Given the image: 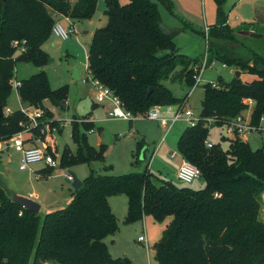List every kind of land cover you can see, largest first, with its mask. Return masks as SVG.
Returning <instances> with one entry per match:
<instances>
[{"label":"trees","instance_id":"16d2710c","mask_svg":"<svg viewBox=\"0 0 264 264\" xmlns=\"http://www.w3.org/2000/svg\"><path fill=\"white\" fill-rule=\"evenodd\" d=\"M96 1L0 0V107L8 106L13 93L17 62L38 67L49 63L42 45L57 21L51 9L71 20H84L92 16ZM104 1L107 22L95 29L87 50L92 78L108 87L133 115H143L153 105H186L188 95L174 96L162 80L179 66L181 80L193 88L194 66L200 69L205 52L201 59H189L179 52L173 40L175 32L164 30L159 5L173 13V1ZM225 2L214 0L215 21L208 27L205 68L217 60L254 79L233 77L225 82L219 78L217 86L204 84L202 119L195 126H185L177 139L178 153L199 169L204 187H178L157 179L147 167L119 175L90 170L66 207L41 217L16 202L0 181V264H131L126 256L112 257L104 242L118 228L108 197L120 194L127 199L125 223L146 215L157 222L171 217L154 243V264H264V221L260 217L263 149H252L237 134L221 136L228 141L226 148L220 142L205 145L210 126L226 125L244 114L249 109L248 99L253 102V124H258L264 113V46L257 50L238 40L235 28L228 24ZM255 30L264 41V25ZM16 40L26 41L25 52L17 54ZM21 81V101L43 109L45 117H54L47 102L63 106L67 101V85L53 88L44 70ZM207 117L215 122L207 124ZM87 118L71 122L77 148L64 149L61 168L103 160V146H91L80 131V123L88 130L93 128ZM27 121L19 109L4 113L0 116V141L11 138ZM41 171L48 176L54 167Z\"/></svg>","mask_w":264,"mask_h":264},{"label":"rangeland","instance_id":"374dc122","mask_svg":"<svg viewBox=\"0 0 264 264\" xmlns=\"http://www.w3.org/2000/svg\"><path fill=\"white\" fill-rule=\"evenodd\" d=\"M127 1L120 0V3L124 4ZM171 1L174 4L173 13H169L163 5H159L162 22L185 29L184 33H175L173 40L179 52L189 56V59L195 56L203 43L202 52L199 50L201 54L197 55L201 59L205 50V38L202 32L205 25H210L215 21L214 0ZM104 10L105 1L97 0L90 18L84 20L72 19L71 21L62 20V26L69 32L70 36L67 39H62L52 33L51 37L42 45L43 50L50 57V61L46 66L38 67L24 61H19L16 64V80L28 78L32 74L44 70L53 88H59L63 85L68 87V107L58 106L53 114L58 119V128H53L51 134L58 155H62L66 147L76 151L77 145L71 136V122L75 119V115L79 118H84L87 115L89 120L93 121L91 130H88L84 123H80V131L84 133L87 142L91 146L97 149L103 146L104 149L103 160H94L89 164L80 163L65 169L59 166L60 158H58V165L54 167V171L48 176H43L29 170H21L20 154L10 144L6 147V152L1 153L4 171H0V181L9 190L12 198L15 196L26 197L39 203L41 205L39 211L41 217L47 212L66 207L71 201L74 189L66 180L69 174L68 170L74 171L79 178L83 177L84 179L90 170L96 174L119 175L141 172L147 167L157 179L170 181L178 187H188L195 190L204 187L201 178L184 182L176 176L181 163L176 142L185 128L184 123L176 122L167 131L156 120L137 118L133 120L132 128L129 129L128 121L106 120L108 109L106 110L102 105H94L96 104V88L90 83L89 79L88 82H84L86 77L91 78L90 73L86 70V55L95 29L104 26L107 22ZM225 10L228 13L229 25L236 27L235 34L238 40L254 49L261 50L264 46L263 39L244 34V28L247 25L238 26L239 20L249 14H252L255 18L263 17L264 0H245L242 1V6L237 5V0H226ZM51 13L58 21L60 14L52 9ZM236 17L238 20H236ZM20 53H22L20 49H17V54ZM180 68L178 66L171 76L162 80V83L176 97L183 98L188 95L186 106L196 114H199L201 108L203 85L208 82L217 83L219 78L225 82L229 81L235 74L233 73L235 67L226 66L223 68L221 62L214 60L212 65L209 64L208 67L202 70L199 83L191 88L178 75ZM76 70L79 73L77 78ZM242 75L243 78L251 76L248 73H242ZM105 102L109 101L105 100ZM8 106L11 109L20 107L15 91L9 98ZM221 136L233 137L227 132L225 125L210 126L208 141L212 143L220 142L222 148H226L228 141L221 140ZM246 138L252 149L262 148L264 152V133L249 132L246 134ZM137 142H141L140 148L136 147ZM171 152H175L176 155L171 157ZM42 167L41 163L33 164L36 171ZM113 208L116 214L120 212L119 205H114ZM119 218H117L118 228L116 232L104 239V242L108 244L110 255L112 257L126 256L131 264H154V243L161 237L165 224L170 221L171 217L157 222L151 216L146 215L142 220L131 223H125L121 220V217ZM140 235L146 238V243L137 241V237Z\"/></svg>","mask_w":264,"mask_h":264},{"label":"built area","instance_id":"2783aa9c","mask_svg":"<svg viewBox=\"0 0 264 264\" xmlns=\"http://www.w3.org/2000/svg\"><path fill=\"white\" fill-rule=\"evenodd\" d=\"M209 28L205 26L204 28V38H205V55L202 61L200 69H196L197 66H194V75L193 78L195 80L196 86L200 81V75L202 70L205 68L206 64V53H207V36H208ZM52 33L61 37L62 39L69 38V32L62 26L60 21H56L53 26ZM13 45L20 49L23 53L26 51V41H14ZM87 58V55H86ZM212 64V63H211ZM210 64V65H211ZM223 66H226L223 64ZM86 70L87 63H86ZM89 73V71H88ZM91 76V75H90ZM96 88L95 100L98 103H103L105 100H108L112 103V109L109 112L110 117L131 120L136 118H147L151 120L158 121L165 129L168 131L176 122H182L185 126H195L198 121L202 118L199 114H196L191 108L186 105H153L149 108V110L143 115H133L128 110L124 109L120 99L115 96L111 90L100 83L98 80L86 77L84 82H88ZM212 86H217L216 83H212ZM22 87V81L14 79L13 81V91L17 93L20 107L19 110L24 113L28 117V121L22 124V129H20L17 133H15L11 138L7 140L0 141V152L6 150V147L10 144V146L14 147L16 151L21 153L20 156V169L21 170H29L34 173L41 174L39 171H36L33 168V164L41 163L44 168L47 167H56L58 165V158L61 155H58L56 150L55 142L52 139L51 130L53 128H58L55 124L56 119L54 117H45V111L41 108H35L32 105L25 104L21 101L19 90ZM249 109L247 110V114H240L231 119L225 126L227 132L231 135H239L241 138L246 137V134L249 132H262L264 133V113L261 115L258 124H253L250 120V108L253 105V102L248 99ZM51 110V109H50ZM53 111V110H52ZM13 112V110L6 106L4 108V113L9 114ZM204 121L212 125L215 122V119L212 117L204 118ZM54 130V129H53ZM205 145L207 147L212 146V142L206 140ZM176 155L175 152H171L170 156L174 157ZM176 176L179 180L184 182H191L196 178H200L199 169L186 161L181 157V163L176 172ZM139 242L146 243V239L144 236H139L137 239ZM147 246V245H146Z\"/></svg>","mask_w":264,"mask_h":264},{"label":"crops","instance_id":"0c3cea01","mask_svg":"<svg viewBox=\"0 0 264 264\" xmlns=\"http://www.w3.org/2000/svg\"><path fill=\"white\" fill-rule=\"evenodd\" d=\"M242 1H245V0H237V5H241L242 6ZM251 13H252V11H251ZM62 20H66V21H71V19L70 18H68V17H65V16H60V18H59V20L58 21H62ZM236 20H238L237 19V17H236ZM228 21V20H227ZM240 23H239V26L238 27H242V25L244 24V25H247V26H245V27H248V32H254V33H258V32H256V30L255 29H257V28H259V27H261L262 25H264V16L263 17H261V18H255L254 16H252V14H249L248 16H246L245 18H241L240 20ZM72 24H74V23H72ZM162 24H163V28H164V30L166 31V32H175V33H177V32H185V29H182V27H175V25L173 24V26L172 25H169V24H166L165 22L163 23L162 22ZM228 24H229V22H228ZM211 25V24H210ZM205 26H207V27H209V25H205ZM232 27V26H231ZM234 28V27H233ZM236 28V27H235ZM244 28V27H243ZM193 30V29H192ZM261 38V37H260ZM203 43H202V46L199 48V50L202 52V49H203ZM199 50H198V52H196V54H195V56H192V58H196V59H198L199 58V56H197L198 54L200 55L201 54V52L199 53ZM189 57V56H188ZM212 65V64H211ZM222 67L223 68H225L226 66H223V64H222ZM235 69H234V72L233 73H235ZM235 75V74H234ZM201 76V75H200ZM77 77H79V73H78V76ZM76 77V78H77ZM240 78L242 79V80H246V81H250V80H252V79H254V76H249V78H243V75H242V72L240 71ZM200 80H201V77H200ZM105 102V101H104ZM98 103L96 100H95V103L96 104H94V105H102L103 107H105V109L107 110L108 109V111H107V119L106 120H120V121H128L129 122V129H131L132 128V122H133V120L134 119H131V120H124V119H118V118H112V117H110V115H109V112L111 111V109H112V103L111 102H105V103ZM20 103V102H19ZM47 106L51 109H53V111H52V109H51V111L53 112V114L56 112V110H55V108H57L58 106H54V105H52L50 102H47ZM59 106H61V105H59ZM63 108H67L68 107V105H67V101H66V103L62 106ZM17 109H19V108H17ZM12 110H16V109H12ZM244 114H247V112H245ZM55 116V115H54ZM75 119H78V120H81V119H83V118H79V117H77L76 115H75V117H74ZM54 119H56V117H54ZM137 119V118H136ZM139 119V118H138ZM56 120H58V119H56ZM87 121H89V122H91L92 120L90 119L89 120V117L87 118ZM92 123H93V121H92ZM241 139H244V140H247V138L246 137H243V138H241ZM4 152H6V150H4L3 152H0V157L2 156L1 155V153H4ZM16 152H18V151H16ZM19 154H20V156H21V153L20 152H18ZM181 157V156H180ZM181 161V160H180ZM44 169V167H42L41 169H39L38 171L41 173L42 171L41 170H43ZM38 174V173H37ZM80 178H82V180H83V177H80ZM262 201H263V204H262V210H261V212H260V217H261V219L264 221V213L262 214V211L264 212V192L262 193ZM108 203H109V205H110V207H111V209H112V211L115 213V211H114V205L115 206H117V205H119V209H120V212H118L117 214H116V216H117V218L118 219H120L119 217H121V220H123V217H124V215H125V213H126V208H127V199H126V197L124 196V195H118V196H115V195H112V196H109L108 197ZM121 215V216H120ZM143 219V218H142ZM140 236H143V235H140ZM139 237V236H138ZM138 237H137V239H138ZM146 239V238H145ZM138 241V240H137ZM107 244V243H106ZM107 246H108V244H107ZM108 250H109V247H108ZM109 252H110V250H109ZM112 256V255H111ZM46 264H49V263H46Z\"/></svg>","mask_w":264,"mask_h":264},{"label":"water","instance_id":"95a60500","mask_svg":"<svg viewBox=\"0 0 264 264\" xmlns=\"http://www.w3.org/2000/svg\"><path fill=\"white\" fill-rule=\"evenodd\" d=\"M3 1L5 2L6 0H3ZM243 33L246 35H250L251 37H255V38L262 37V34L260 33H254V32H248V31H244ZM239 74H240V71L236 70L234 77L238 78ZM77 76H78V71L76 70V77ZM148 92H150V89L148 90ZM3 115H4V109L3 107H0V116H3ZM0 171H4V166L1 161V157H0ZM68 173L69 174L66 180L71 184V186L73 187L75 191L79 190L83 186V180L79 178L74 171L68 170ZM13 199L19 204H21L23 207L28 208L35 213H39L41 209V205L32 199H29L26 197H20V196H15ZM2 211H3V208L0 207V213Z\"/></svg>","mask_w":264,"mask_h":264}]
</instances>
